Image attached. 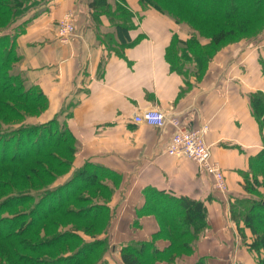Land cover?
Segmentation results:
<instances>
[{"label": "crops", "instance_id": "1", "mask_svg": "<svg viewBox=\"0 0 264 264\" xmlns=\"http://www.w3.org/2000/svg\"><path fill=\"white\" fill-rule=\"evenodd\" d=\"M48 8L18 40L25 56L22 71L47 99L46 110L34 122L56 118L66 125L77 143L71 171L90 163L116 175L106 231L111 243L148 241L157 232L153 218L141 212L147 197L157 191L205 205L207 229L185 264L212 255L217 257L213 264L233 263L220 255L243 251L223 210L228 212V200L242 192L240 174L248 169L249 159L263 149L264 131L261 134L249 102L251 93L264 94L261 39L252 42L254 50L245 41L227 47L200 80L184 79L170 70L165 56L175 35L185 40L170 17L154 10L142 14L128 31L129 42L120 49L115 45L119 53L114 55L95 37L87 0H51ZM66 10L76 16V26L75 37L63 44L55 31ZM99 22L101 34L112 32L104 16ZM149 108L176 115L189 128L207 126L204 140L224 172L227 199L198 173L194 162L165 153L171 128L132 122L135 112ZM250 260L246 256L244 261Z\"/></svg>", "mask_w": 264, "mask_h": 264}, {"label": "trees", "instance_id": "2", "mask_svg": "<svg viewBox=\"0 0 264 264\" xmlns=\"http://www.w3.org/2000/svg\"><path fill=\"white\" fill-rule=\"evenodd\" d=\"M101 1V2H100ZM200 7L207 6L209 4H214V10L212 12H198L194 13V15H197L199 19L203 21L207 20H216L217 22H220L221 24H224L222 26H219L215 28L209 35L211 46L210 48H214V46H217L218 44L224 42L228 36H236L240 34L241 36H244L243 34L247 33L248 27L246 26H261L260 29H258L254 35V39L259 37L258 32L264 28V20H262L263 14V5L264 0H198ZM45 2V1H44ZM43 2V3H44ZM189 0H185V4L188 3ZM104 0H92L90 2H87V7L91 11H93L94 14V20H95V37L99 43H103L106 48L110 49V44L112 43L114 47L115 45L118 46L120 49V45H124L127 42H129V36L128 31L130 28H132L133 24L130 26V18L131 14L129 11H126L125 8H116L113 9L114 11L110 10V6H108ZM18 8L23 9L21 14L11 13V16L16 17H22L23 15H26L29 11L37 8L39 5H41V2L38 1H23V3H20ZM188 6L192 9L191 5L188 3ZM8 9V7H7ZM98 10H100L98 12ZM9 13V11H6ZM161 14H164V12H160ZM5 14V13H0ZM18 14V16H17ZM166 15V14H164ZM101 16H104L107 19V22L109 23V27L112 28L113 33L106 32V33H100V22L99 18ZM169 16V15H167ZM15 17V18H16ZM18 17V18H19ZM25 23V22H24ZM23 24V23H22ZM5 36V35H2ZM4 38H7L5 36ZM109 39V45H106L105 39ZM173 42L171 43L170 47L167 49L166 52V60L169 64L170 70L172 72H175L176 74L182 76L184 79H188L189 76H186L183 74L181 70L176 68V65L174 67L173 63L171 62V58L169 57V53L175 49L177 50L176 53L177 59L178 56L180 58H189L190 64L193 65L195 74L198 75V73H205L207 69L208 63L211 61L210 58L205 57L200 53V51H195L191 55L189 51H192L189 48V51L186 50V47H188L187 40L182 41L177 39L176 35L173 37ZM246 37H241L238 40L245 39ZM16 39V37L14 38ZM1 41V40H0ZM9 41V40H7ZM12 42V39L10 40ZM116 41V42H115ZM234 41V40H233ZM116 43V44H115ZM12 44H10V47L6 49L4 54H1V49L3 50L4 45L0 46V96H9L11 100L14 101V98L10 97V94L17 95L18 100L23 104H27L29 101H32L33 103H39L38 100H42L41 108L39 111V114L37 117L43 113L47 108V99L45 95L42 93V91L35 85H33V90L35 91V95L33 93L30 97V91L29 89H25L21 84L23 85L24 81H22V70L18 74H6L7 66L11 64L12 58H13V49L11 48ZM177 47H179L177 49ZM118 50V49H117ZM213 51V50H211ZM184 53V54H183ZM179 54V55H178ZM177 61H182L177 60ZM7 67V68H6ZM195 74L193 77L196 79ZM203 75L201 77H203ZM201 77L199 79H201ZM197 80V79H196ZM5 83V85H1ZM17 91V93H16ZM5 100V99H4ZM249 102L251 106V111L254 119L257 121L259 127L261 125L260 120L264 118V94L262 92H254L249 95ZM9 102L0 101V107L7 112L9 110L8 104ZM24 129H28L29 131H23ZM261 129V128H260ZM4 131H0V142L2 145V152L6 148L7 153L6 157L0 158V164H5L12 166L16 169H19L18 167H21L23 163L27 162L29 158L32 157L31 154L36 153L37 155H41L44 150L48 148L58 149L63 144H72L76 143L75 139L71 135V133L68 131L65 124H58V122L55 119H52L46 123H41L37 125H21L18 128L11 130L12 135V141H14L15 144V152L14 155L9 158V150L8 147V139L6 135H3ZM23 132V133H22ZM31 134H29V133ZM10 133V134H11ZM58 135H55V134ZM35 138L34 146L38 147L39 149L35 152L26 151L27 146L30 143V139H32V136ZM68 138L70 142H67ZM264 143V139H263ZM77 145V143H76ZM70 167L72 166V159L74 156V153L76 152L75 149H70ZM35 155V154H34ZM256 165V167L264 170V147L259 152V154L256 157L249 159V166ZM249 168V167H248ZM25 171L28 172V169L25 168ZM34 175V174H33ZM35 177V175H34ZM101 178H109L112 179L113 185L116 186V175L112 174L109 170L106 168H103L101 166H96L90 163L84 164L81 168L76 169L72 171V174L68 181L61 184L60 186L49 188L44 191H39L36 194L31 193L29 191H22L19 193H13L12 195L6 196L3 198L2 202L0 203V206L5 207H13L6 206L8 202H12L13 200L17 199L19 201L18 204L25 203L28 200H31V198L37 197L36 203L34 204L31 215L38 214L40 210L46 211L44 215H41L37 219H42L41 221L46 222L50 216H56L60 215L62 217L69 218L73 220V222H89V227H85L82 231L84 234H88V231H92L97 229V233H100L102 229V235L106 237V231L109 227V219L112 216V213L110 214V207L108 202L111 201L113 196V191H109L106 195H110L111 197L107 201H103V203H91L90 198H84L79 197L77 195L80 192L87 191L90 188L93 187H99L98 185H102L100 182ZM257 181V178L255 179ZM98 182V183H97ZM244 189L248 193L254 192V185L248 181V179L243 181ZM264 185V181H263ZM115 189V187L113 188ZM103 192V191H102ZM154 194L152 196L147 197V201L141 208V212L145 215H154L157 216L160 220H166L167 228L171 232H176L177 236L176 239H182V243L180 245H175L173 241L169 243L166 247L159 250L157 249L152 239H163L165 236H163V232L161 229L157 230V232L152 236V239L150 241H140L138 246L132 245V243L129 242V244L124 245L120 250V264H144V262H149L150 264H155L158 261L166 262L168 264V260L174 256L175 252L177 253H185L187 252L186 247H188V243L185 241V238L195 239L197 235L203 231L205 228H207V213L206 208L203 202L198 200H192L187 197H179V198H173L166 194H163L161 192L154 191ZM148 194V193H147ZM57 197V199H56ZM244 199V200H243ZM243 199H237L233 203H231L230 209L232 210V204H240L244 203V201H250L251 203L244 208L242 219L240 222L244 224L245 227L249 228L251 234L255 237L253 240L254 244L252 247L258 251V249L263 248L264 250V198L260 199L256 203L255 201H251V199L243 198ZM54 200H57L56 203H54ZM22 201V202H21ZM58 202V203H57ZM64 202H72L80 204V207H77L76 209H73L71 207H68L66 209L62 210V204ZM17 205V203L15 204ZM52 207V208H51ZM4 208V207H3ZM5 209V208H4ZM51 209V210H50ZM15 218L20 217L21 214H15ZM233 218L235 219V215H233ZM178 218V219H177ZM36 219V220H37ZM181 220V222L177 220ZM30 221V219H28ZM173 221H176L175 223H172ZM53 222V221H52ZM40 223V222H39ZM53 223L49 224L50 226H53ZM172 224V225H170ZM170 225V227H169ZM183 226V227H182ZM181 227L182 230H179L178 228ZM90 228V230H88ZM171 228V229H170ZM21 229V226L19 227ZM190 229L192 230V234L190 233ZM79 228L74 227L71 231H67L64 233H57L54 232L53 234L46 235L47 232H44L43 234H38L36 232H32L31 230L24 231V234H29L31 237L36 238V241L32 242L29 238L25 239H18L13 241L14 248H22L25 250H29L34 253H39L42 250H49L51 248H54V246L61 244L63 242H71V241H80L82 236L80 233H78ZM22 231V229H21ZM178 231V232H177ZM96 234L91 235V238H94ZM90 236V235H89ZM5 238V237H4ZM4 238L0 236V242H5ZM11 238H8L10 240ZM106 237L105 239H96V241L92 243H85V245H82L84 247H80V249H76L69 257L67 256L66 259L61 258L62 261H69L70 264H88L91 259H93V255L95 253V245L100 247L102 244H106ZM185 239V240H184ZM138 242V241H136ZM12 244V243H10ZM260 245V246H259ZM10 246V245H9ZM13 246V245H11ZM13 250V249H12ZM17 256V253H16ZM93 257V258H92ZM75 260V261H74ZM73 261V262H72ZM100 261V257L95 259L93 263L91 264H98ZM18 262H20L18 260ZM40 264H49L46 260H41ZM52 264V263H51ZM57 264V263H56ZM99 264H108L106 261H101Z\"/></svg>", "mask_w": 264, "mask_h": 264}, {"label": "rangeland", "instance_id": "3", "mask_svg": "<svg viewBox=\"0 0 264 264\" xmlns=\"http://www.w3.org/2000/svg\"><path fill=\"white\" fill-rule=\"evenodd\" d=\"M23 1L29 2V0H0V46L4 45L3 50L1 49V54H4L6 49L10 47V44H12L13 49V60L11 64H9L6 68V74H18L22 70V64L24 61V55L23 51L20 50L19 47V39L26 34V28H28L31 24H33L34 20H36L38 17L44 15L45 12H48L49 8L48 5L50 4L51 0H34L41 2V7L39 10L33 11L28 17L26 15H23L22 17H19L18 14H21L20 11L23 9L18 8L20 3H23ZM32 1V0H30ZM45 1V2H44ZM92 0H87V2H90ZM105 3L110 6V10L114 11L113 9L116 8H125L126 11L130 12V26L134 24L135 21H137L142 14L154 10L156 12H164V14L169 15L170 17L179 27L180 31L183 32L182 34L185 37V40L188 42V47H186V50L189 51V48H192L189 51L192 55L195 51H200L202 55H204L207 58H210L212 60L216 54L220 53L224 49L230 46H234L238 43H241L242 41L251 43L249 45L250 50H254V46L252 45L253 41H256V39H261L258 44L259 46L264 49V28L261 29L258 32L257 38H253L255 33L258 29L261 28V26H246L248 27L247 33L243 34L244 36L238 35H232L228 36L227 39L218 44L217 46H214V48H210L211 41L209 35L215 28L222 26L224 24H221L220 22H217L216 20H201L197 15H194V13L198 12H212L214 10L213 5L209 4L207 6L200 7L198 0H189V4L191 5L192 9L188 6V3H184L185 0H104ZM44 2V3H43ZM101 2V1H100ZM104 3V4H105ZM83 4V5H82ZM80 5L82 7L85 6V3L80 2ZM8 7V9H7ZM133 7L137 9L135 12ZM123 8V9H124ZM263 14H261L262 20H264V5L262 7ZM9 11L7 13L6 11ZM67 12H72V10H66ZM100 10H98L99 12ZM17 16H11V13L15 14L17 13ZM66 14V13H65ZM64 14V15H65ZM16 15V14H15ZM22 15V14H21ZM40 15V16H39ZM64 15L56 21V37L58 35V27L60 21L63 19ZM94 14L93 11H90V18L93 21V24L95 23L94 20ZM16 17V18H15ZM25 22V23H24ZM73 22L74 27L76 26V16L73 14ZM23 23V24H22ZM112 29V28H111ZM113 33V30L112 32ZM5 35L7 38H4ZM16 37V39H14ZM241 37H246L245 39H240L236 41L237 39ZM12 39V42L10 41ZM9 40V41H7ZM57 40L60 43H63L60 41V39L57 37ZM184 40V41H185ZM234 40V41H233ZM106 45H109V39H105ZM66 44V43H63ZM110 49L106 48L108 54H114L117 55L119 52L117 50V47H114V45L110 44ZM179 47H177L178 49ZM176 49V48H175ZM173 49L169 53V57L171 58V62L173 65H176V68L181 70L183 74L186 76L192 77L196 72L194 70V67L189 62V58L184 59L183 57L180 58L177 55V50ZM213 50V51H211ZM255 52V51H254ZM184 54V53H183ZM182 61H177V60ZM263 60V59H262ZM261 60V66L262 70L264 71V60L262 62ZM211 62V61H210ZM209 62V63H210ZM208 63V65H209ZM174 65V67H175ZM207 65V68H208ZM207 70V69H206ZM203 75V73L195 74L196 79L200 80L199 78ZM21 76L22 81H24L23 86L26 90L29 89L30 91V97L32 96L31 93L34 95L36 94L33 90V84L28 76L24 72H22ZM202 78V77H201ZM5 85V83L1 84ZM17 93V91H16ZM12 98H14V101L9 98V96H0V101L9 102V110L6 112L2 106L0 107V131H4L2 134L6 135L8 139V147L9 150V158H11L14 155L15 152V144L14 141H12V133L11 130H14L18 128L21 125H37L39 123L34 122L35 118H37V115L39 114L40 108L42 107V100H38L39 103H33L32 101H29L27 104H23L18 100L17 95L10 94ZM5 99V100H4ZM57 121V119H56ZM261 125V134L264 131V118L263 120H260ZM23 131H29L28 129H24ZM11 133V134H10ZM23 133V132H22ZM29 133V132H28ZM31 134V133H29ZM55 135H58L57 133ZM32 136V139H30V143L26 148V151L35 152L39 148L34 146L35 138ZM1 137V136H0ZM67 142H70L68 138ZM264 139V135L262 134V140ZM76 143L72 144H63L58 149L48 148L43 151L41 155H37L36 153L31 154L32 157L29 158V160L21 167H18L19 169H16L12 166L0 164V203L3 201L2 199L6 196L12 195L13 193H19L22 191H29L31 193L36 194L39 191H44L49 188L60 186L61 184L68 181L70 178L72 171L70 167V149H75ZM264 147V143H263ZM6 148L2 152V145L0 142V158L6 157L7 153ZM27 168L28 172L24 169ZM35 177H34V175ZM257 178V181L255 179ZM240 182L242 187L241 193H235L234 197L228 200V212L225 208L224 214H228V220L229 223L233 225L236 229V238L237 241L236 244H239V251H243V253L236 254L234 251L230 255H220L221 258L228 257L231 260H233V263L231 264H244L246 256L251 257L250 264H264V250L263 248L254 249L251 245V243H254L255 237L251 234L249 228L245 227L240 220L242 219V214L244 208L248 207V205L251 203L250 201H244V203L240 204H232L233 208L230 209L231 203H233L237 199H251V201H259L260 199L264 198V170L256 167V165L249 166V168L244 172L240 174ZM248 179L250 183H252L255 187L253 193H248L244 189V183L243 181ZM226 180V179H225ZM100 182L102 185H98L99 187H93L88 189L87 191H83L78 193L79 197L84 198H90L91 203H103V201L109 200L111 197L110 195H106L110 190L115 192L116 186L113 185L112 179L109 178H101ZM98 183V182H97ZM227 186V183H226ZM115 187V189H113ZM103 191V192H102ZM217 192V191H216ZM220 194L219 192H217ZM228 194V187L225 193L220 195H227ZM114 195V194H113ZM224 198V197H223ZM57 199V197H56ZM224 199H227V196H225ZM37 197L31 198V200L26 201L25 203L18 204L19 201L17 199L13 200L12 202H8L6 206L13 207H5L0 206V236L4 238L5 242H0V264H40L41 260H46L49 264H70L69 261H62L61 258L66 259L67 256L71 255L76 249H80V247H84L82 245H85V243H92L96 241V239H105L104 235H102V229L100 233H97V229L88 231V234H83L82 230L85 227H89V222H73V220L62 217L60 215L56 216H50L46 222H42V219H37L41 215H44V213L47 212L40 210V212L34 215H31L32 208L34 204L36 203ZM244 200V199H243ZM57 200H54V203H56ZM22 202V201H21ZM17 203V205H15ZM58 203V202H57ZM110 201L108 202V204ZM5 209H4V208ZM68 207H71L73 209H76L77 207H80V204L72 203V202H64L62 204V210L66 209ZM110 207V206H109ZM52 208V207H51ZM111 208V207H110ZM34 209V208H33ZM51 210V209H50ZM110 209V214L112 213ZM21 214L20 217L15 218V214ZM207 213V211H206ZM233 215H235V219L233 218ZM151 216L153 220L155 221L154 224L156 226V230L161 229L163 232V236H165L163 239H152V237L148 240L150 241L152 239V242L154 246L161 250L163 249L164 245H169L171 241L175 243V245H180L182 243V239H176L177 233L171 232L167 228V222L166 220H160L157 216L154 215H147ZM30 219V221L28 220ZM37 219V220H36ZM178 219V218H177ZM175 219V220H177ZM53 226L49 227L50 223H53ZM111 221V217L109 219V222ZM182 223V221L179 219L177 220ZM207 221V219H206ZM40 222V223H39ZM176 221H173L172 223H175ZM172 225V224H170ZM169 225V227H170ZM21 226V229L19 227ZM74 227H78V233L82 236L80 241H71V242H63L61 244H58L54 246V248H51L49 250H42L39 253H34L29 250H25L22 248H14L13 241L18 239H25L29 238L32 240V242L36 241V238L31 237L29 234H24V231L31 230L32 232H36L38 234H43L44 232H47L46 235L53 234L54 232L57 233H64L67 231H71ZM183 227V226H182ZM171 229V228H170ZM179 230H182L181 227L178 228ZM207 228H205L203 231H201L195 239H189L185 238L184 240L188 243V247H186L187 252L185 253H177L175 252L174 256L171 257L168 260V264H185L188 260L185 259L186 257H189L193 254L194 248L196 243L198 242L199 238L203 233L206 231ZM90 230V228L88 229ZM245 230H248L250 232V235H247ZM178 232V231H177ZM190 233L192 234V230L190 229ZM96 234L94 238H91V235ZM90 235V236H89ZM8 238H11L8 240ZM142 242V241H141ZM12 243V244H10ZM134 246H138L140 241H132L130 242ZM129 244L127 243H120L119 245L112 244L110 239H106V244H102L100 247L97 248L95 245V253L93 255V259L89 261L88 264H91L94 262L95 259L100 257V261H106L108 264H120V250L124 245ZM10 245V246H9ZM13 245V246H11ZM115 245V246H114ZM260 246V245H259ZM13 249V250H12ZM17 253V256H16ZM240 255V256H239ZM217 258L216 256L212 255L207 258L198 259L193 264H213L211 260ZM18 260L20 262H18ZM75 261V260H74ZM73 262V261H72ZM157 263V262H156ZM155 263V264H156ZM158 263H164L162 261H158ZM192 263V262H191ZM190 263V264H191ZM144 264H150L149 262H144ZM246 264V263H245ZM249 264V263H247Z\"/></svg>", "mask_w": 264, "mask_h": 264}, {"label": "built area", "instance_id": "4", "mask_svg": "<svg viewBox=\"0 0 264 264\" xmlns=\"http://www.w3.org/2000/svg\"><path fill=\"white\" fill-rule=\"evenodd\" d=\"M75 35L73 13L66 12L59 23L57 37L63 43H69ZM135 125H148L164 129H172L166 144L168 156L187 159L194 162L200 175L208 177L215 191L223 194L227 190L225 175L217 162L213 161L211 149L204 140L207 126L189 128L176 115L166 116L156 108L135 112L131 117Z\"/></svg>", "mask_w": 264, "mask_h": 264}]
</instances>
